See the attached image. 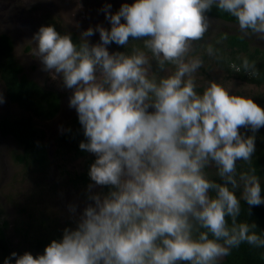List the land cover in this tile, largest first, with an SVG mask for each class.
I'll use <instances>...</instances> for the list:
<instances>
[{"label":"clouds","instance_id":"clouds-1","mask_svg":"<svg viewBox=\"0 0 264 264\" xmlns=\"http://www.w3.org/2000/svg\"><path fill=\"white\" fill-rule=\"evenodd\" d=\"M112 7L100 9L108 27L89 26L76 41L54 24L28 41L41 71L71 90L68 107L84 137L78 148L93 159L85 206L67 205L74 227L43 253L13 251L2 264H220L243 243L264 248V234L240 219L241 201L249 211L264 205V189L255 169L237 164L253 160L264 107L215 80L198 90L203 59L192 54L213 7L233 17L243 36L264 39V0ZM112 44L125 50L110 51ZM206 51L216 53L211 44ZM233 67L254 69L247 58Z\"/></svg>","mask_w":264,"mask_h":264},{"label":"rangeland","instance_id":"rangeland-1","mask_svg":"<svg viewBox=\"0 0 264 264\" xmlns=\"http://www.w3.org/2000/svg\"><path fill=\"white\" fill-rule=\"evenodd\" d=\"M124 2L133 1L0 0V34L7 33L12 38L15 55L24 67V73L40 85L55 89L62 94L61 110L57 116L52 119L34 118L35 124L46 132L43 144L48 160L45 164L19 162L16 156L23 151V146L12 135H3L0 131V225L7 223L8 244L6 250L0 246V264L4 257L13 251L19 254L25 251L33 255L40 253L31 245L37 236L52 237L57 232L62 235L65 227H74L67 205L74 203L82 210L87 202L85 190L88 184L77 186L70 182L68 177L62 174L61 164H64L69 171L81 172L88 167L89 160L93 158L90 154L66 159L57 157L56 140L62 134L59 126L71 127L76 116L75 111L68 107L71 90L64 89L59 81L53 80L48 73L41 71L38 60L29 55L31 45L28 41L41 25L52 22L57 23L64 32L69 31L77 35L97 23L108 27L109 24L100 9L105 3H111L112 11L115 12ZM76 24L80 27L77 28ZM221 29L242 34L236 23L210 20V28L205 34V39L194 42L195 50L192 53L203 59V66L195 77L198 87H204L209 81L215 80L230 87L233 92L238 91L239 94L252 97L257 104L264 107V83L257 85L236 77H227L223 69L214 65L211 57L205 59L202 52L207 53V51L201 49L204 44L199 49L196 47L197 43H202L204 40L205 44L208 43L207 46L210 41L214 42ZM246 37L252 45L264 48V39H260L257 35ZM98 40V33L91 38L93 43ZM109 47L110 51L125 50L115 44ZM0 93L6 98V103L0 104V120L4 117L15 118L27 114L17 104L8 100L1 80ZM259 131L264 133V128Z\"/></svg>","mask_w":264,"mask_h":264},{"label":"trees","instance_id":"trees-1","mask_svg":"<svg viewBox=\"0 0 264 264\" xmlns=\"http://www.w3.org/2000/svg\"><path fill=\"white\" fill-rule=\"evenodd\" d=\"M207 14L236 22L233 17L215 7ZM51 24H54L58 31L64 32L57 23L52 22ZM217 34L215 41H210L209 43L214 46L216 53L213 56H209L207 53L202 52L205 59L211 57L214 65L223 69L227 77H236L257 85L264 83V48L252 45L246 36L242 34H230L227 32H219ZM72 36L74 41L78 40L77 35ZM202 44H204V47L201 49H207L208 43L205 44V40L202 43H197L196 47L199 49ZM14 48L10 35L1 33L0 79L4 83L9 100L29 112L30 116L4 117L0 120V131L3 135H12L23 146V151L16 156L19 162L43 165L48 160L47 151L43 144L45 132L36 126L34 118L51 119L55 117L61 108V94L56 90L39 85L36 81L23 74V66L18 61ZM244 58H247L249 63L254 65V69H250L248 72L243 70L237 72L233 65L241 66ZM202 89L203 87H198V90ZM74 123L75 125L71 127L72 131L70 133H64L57 137L58 147L56 154L60 159L80 157L88 154L78 148L79 141L84 137L77 118ZM256 136V152L251 164L243 161H237V164L240 171L250 168L255 169V174L259 176L262 189H264L263 131H258ZM92 159L89 160V164ZM61 167L62 174L66 175L73 184L78 186L90 182L87 175L88 168L86 171L72 172L66 169L64 164H61ZM209 174L212 178H217L214 170H209ZM237 194L239 195V193ZM262 195H264V191H262ZM240 219L254 223L256 225L255 231L259 234H264V205L254 206L249 211L247 203L241 201ZM6 228L7 223L0 225V246L4 250L8 248ZM60 237V232H57L52 237L37 236L31 245L35 250L43 253L45 246L52 239H59ZM220 264H264V248L243 243L238 248H234L228 256L224 257Z\"/></svg>","mask_w":264,"mask_h":264},{"label":"flooded vegetation","instance_id":"flooded-vegetation-1","mask_svg":"<svg viewBox=\"0 0 264 264\" xmlns=\"http://www.w3.org/2000/svg\"><path fill=\"white\" fill-rule=\"evenodd\" d=\"M206 15H207V17H208V19H209V21L211 20H222V21H227V22H232V23H236V22H233V21H228V20H225V19H222V18H219V17H215V16H211V15H209V14H207L206 13ZM213 27V26H212ZM213 30H215V27L213 28ZM220 32H227V33H230V34H239V33H235V32H231V31H225V30H223V29H221V31ZM219 33V32H218ZM72 35H77V34H72ZM78 37H79V35H77ZM247 39H248V37H246ZM249 40V39H248ZM250 41V40H249ZM123 50V49H122ZM21 64V63H20ZM22 65V64H21ZM23 74H25L24 73V67H23ZM26 76H27V74H25ZM28 78H30L29 76H27ZM30 79H32V78H30ZM1 80V79H0ZM32 80H34V81H36L35 79H32ZM1 82H2V84H3V86H4V83H3V81L1 80ZM37 82V81H36ZM38 84H39V82H37ZM40 85V84H39ZM42 86V85H41ZM44 87V86H43ZM46 88V87H45ZM49 89V88H48ZM4 90H5V86H4ZM52 90H55V89H52ZM57 91V90H56ZM57 92H59V91H57ZM5 93H6V91H5ZM60 93V92H59ZM61 94V93H60ZM7 95V94H6ZM8 100H9V98H8ZM10 101V100H9ZM10 102H12V101H10ZM12 103H15V102H12ZM15 104H17V103H15ZM61 104H62V94H61ZM18 105V104H17ZM19 106V105H18ZM20 107V106H19ZM21 108V107H20ZM22 109V108H21ZM22 110H24V109H22ZM60 110H61V108H60ZM60 110L58 111V113L55 115V116H57L58 114H59V112H60ZM25 112H27L26 110H24ZM24 116H30V113L29 112H27V114L26 115H24ZM13 118V117H12ZM54 118V117H53ZM76 118H77V116H75V118L73 119V123H72V125H71V127H73L74 125H75V120H76ZM52 119V118H51ZM37 126V125H36ZM38 127V126H37ZM70 127V128H71ZM40 128V127H39ZM40 129H42V128H40ZM43 130V129H42ZM44 132H45V130H44ZM62 134H64V133H62ZM61 134V135H62ZM44 135H46V132H45V134ZM59 137V136H58ZM56 147H58V144H57V140H56ZM56 150H57V148H56ZM89 155V153L88 154H86V155H84V156H80V157H85V156H88ZM87 166H89V164H87ZM88 168V167H87ZM87 168H85L83 171H86V169ZM82 172V171H81ZM90 183V182H89ZM88 183V184H89ZM82 185H85V184H82Z\"/></svg>","mask_w":264,"mask_h":264}]
</instances>
